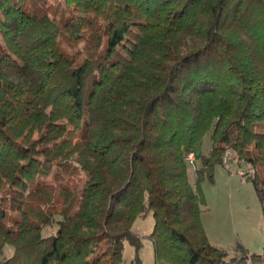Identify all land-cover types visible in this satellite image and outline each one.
Instances as JSON below:
<instances>
[{
    "label": "trees",
    "instance_id": "obj_1",
    "mask_svg": "<svg viewBox=\"0 0 264 264\" xmlns=\"http://www.w3.org/2000/svg\"><path fill=\"white\" fill-rule=\"evenodd\" d=\"M233 158L264 212V0H0V264H142L148 213L155 264H264L202 221Z\"/></svg>",
    "mask_w": 264,
    "mask_h": 264
},
{
    "label": "rangeland",
    "instance_id": "obj_2",
    "mask_svg": "<svg viewBox=\"0 0 264 264\" xmlns=\"http://www.w3.org/2000/svg\"><path fill=\"white\" fill-rule=\"evenodd\" d=\"M210 144L208 135H205L196 145L195 153L206 154ZM249 170L246 162H237L233 158L226 165H216L213 181L204 180L201 184L206 199L202 213L206 233L210 242L225 249L229 257L237 254L238 245L249 253L264 254V212L252 183L244 175ZM188 174L194 184L195 168L190 163ZM153 226L152 213L133 223V230L143 239L139 250L142 264H155L152 241L148 236ZM54 228L44 230V234ZM134 254V247L125 242L119 264H131Z\"/></svg>",
    "mask_w": 264,
    "mask_h": 264
},
{
    "label": "built area",
    "instance_id": "obj_3",
    "mask_svg": "<svg viewBox=\"0 0 264 264\" xmlns=\"http://www.w3.org/2000/svg\"><path fill=\"white\" fill-rule=\"evenodd\" d=\"M187 159H188L189 163L193 166V168H195L194 167V157H193V155L189 154Z\"/></svg>",
    "mask_w": 264,
    "mask_h": 264
}]
</instances>
